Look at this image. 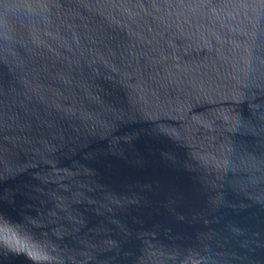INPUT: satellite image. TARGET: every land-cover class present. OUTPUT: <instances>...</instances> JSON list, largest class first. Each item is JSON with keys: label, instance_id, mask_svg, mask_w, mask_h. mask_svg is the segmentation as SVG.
Returning <instances> with one entry per match:
<instances>
[{"label": "water", "instance_id": "95a60500", "mask_svg": "<svg viewBox=\"0 0 264 264\" xmlns=\"http://www.w3.org/2000/svg\"><path fill=\"white\" fill-rule=\"evenodd\" d=\"M0 264H264V0H0Z\"/></svg>", "mask_w": 264, "mask_h": 264}]
</instances>
